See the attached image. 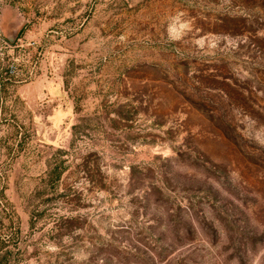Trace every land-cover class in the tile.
I'll return each mask as SVG.
<instances>
[{
    "label": "rangeland",
    "instance_id": "1",
    "mask_svg": "<svg viewBox=\"0 0 264 264\" xmlns=\"http://www.w3.org/2000/svg\"><path fill=\"white\" fill-rule=\"evenodd\" d=\"M241 1L0 0V264H264Z\"/></svg>",
    "mask_w": 264,
    "mask_h": 264
},
{
    "label": "trees",
    "instance_id": "2",
    "mask_svg": "<svg viewBox=\"0 0 264 264\" xmlns=\"http://www.w3.org/2000/svg\"><path fill=\"white\" fill-rule=\"evenodd\" d=\"M241 2H242V5L244 7H246L247 9L258 10V11H260V12L262 11L264 13V0H242ZM253 17H256V16H253ZM251 18H252V15H249L248 17H246V16H243V17H240V18L239 17H235V18H232L231 20L235 21V22H237V21L242 22L240 24V27L242 26V29H243V27H245L244 24H243L244 21L245 22L256 23V24L259 22L258 21L259 17L258 18L256 17L255 19H257V20H253V21L251 20ZM262 25H264V23ZM244 30L248 31V30H246V28ZM59 177H60V172H55L54 170H52L50 172V178H52L53 181H55V180L57 181V179H59ZM10 241H11V235H9L7 233L5 235H0V251H2L1 250L2 249V244L4 245V243H10ZM7 251L3 253V259L5 261L8 260L7 255H6Z\"/></svg>",
    "mask_w": 264,
    "mask_h": 264
}]
</instances>
